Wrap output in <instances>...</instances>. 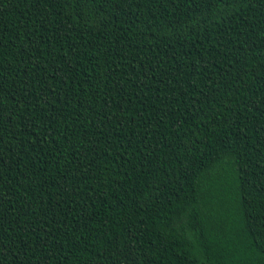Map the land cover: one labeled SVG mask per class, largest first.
Instances as JSON below:
<instances>
[{
  "label": "trees",
  "instance_id": "trees-1",
  "mask_svg": "<svg viewBox=\"0 0 264 264\" xmlns=\"http://www.w3.org/2000/svg\"><path fill=\"white\" fill-rule=\"evenodd\" d=\"M0 264H264V0H0Z\"/></svg>",
  "mask_w": 264,
  "mask_h": 264
}]
</instances>
